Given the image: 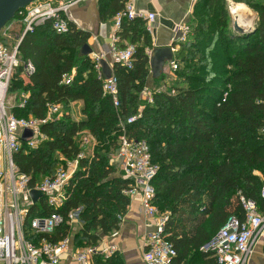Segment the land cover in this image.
Segmentation results:
<instances>
[{
  "label": "trees",
  "instance_id": "obj_1",
  "mask_svg": "<svg viewBox=\"0 0 264 264\" xmlns=\"http://www.w3.org/2000/svg\"><path fill=\"white\" fill-rule=\"evenodd\" d=\"M128 1L99 0L101 20L114 19ZM235 1L256 10L253 31H234L227 0H196L192 32L180 42L174 59L179 68L173 92L154 90L153 102L144 105L141 95L151 75L149 51L154 48L146 19L126 17L122 22L119 46L136 48L133 68L114 64L118 107L104 91L103 77L85 48L89 31L70 21V30L58 33L49 20L25 34L19 52L24 61H32L35 72L24 76L23 67L17 69L9 92L28 97L12 112L43 118L52 104L66 111L41 127L47 138L37 148L25 146L15 154L18 169L31 176L33 186L55 174L65 159L81 154L77 138L83 130L96 138L92 154L81 158L64 205L55 209L41 196L28 213L27 226L33 217L54 211L67 217L82 207L77 246L96 244L118 230L131 203L125 190L132 182L117 174L115 154L124 134L120 122L140 114L125 127L129 136L148 142L158 167L155 203L169 214L166 233L177 250L173 264H197L198 258L203 264H218L203 246L230 218L246 219L241 196L264 212V2ZM65 75L73 76L70 83ZM79 101L83 117L75 119L71 105ZM70 228L65 221L47 237L58 242ZM93 264L124 262L117 251L108 258L96 256Z\"/></svg>",
  "mask_w": 264,
  "mask_h": 264
},
{
  "label": "built area",
  "instance_id": "obj_2",
  "mask_svg": "<svg viewBox=\"0 0 264 264\" xmlns=\"http://www.w3.org/2000/svg\"><path fill=\"white\" fill-rule=\"evenodd\" d=\"M86 0H35L18 12L22 17L19 21L24 27L22 33L11 45L6 42L9 35L0 31V264H93L96 256L108 258L118 251L115 244H105V238L96 244L77 246L74 236L83 226L81 220L82 207L71 210L65 217L54 211L48 216L33 217L28 226L26 218L31 207L36 204L30 196V190L37 188L46 197L48 204L55 209L61 208L68 199V188L80 168L83 151L78 157L65 159L55 174L42 177L33 186L30 185L31 176L22 173L16 166L14 156L25 146L28 149L37 148L47 138L41 127L49 122L52 115L61 117L63 106L50 105L48 113L43 118L34 116L18 117L7 106L9 90L12 79L19 67H23L22 74L29 76L35 72L31 60L24 61L20 55V43L28 32H33L39 25L52 21L58 33L70 30L69 10L72 6ZM232 13L235 0H227ZM233 14V13H232ZM133 19L141 17L148 21V25L156 19L155 12L142 13L136 10L134 0L126 3L125 9L114 18V32L112 34V52L116 61L128 69L134 66L135 45L121 48L118 44L120 31L124 18ZM180 42L187 41L192 32L188 23L178 24ZM151 51H149V54ZM96 68L103 77V88L113 97L116 107L119 102L118 78L114 71L112 76H102L101 60L103 55L94 54L91 57ZM173 72L179 68L176 60L170 62ZM72 75H65V81L70 83ZM143 93H147V88ZM228 92L224 94L227 97ZM28 95L19 104L24 106ZM149 102H153L152 93L148 95ZM225 100V98H224ZM14 106H12L13 108ZM140 117V114L128 118L127 122H120L124 134L119 140V147L115 154L116 161L122 169L123 177L132 180L125 194L133 197L141 193L143 209L149 219L153 230L145 238L146 250L144 258L148 264H173L177 250L168 238L166 225L169 219L168 212H162L155 203L156 190L153 179L158 167L153 164L151 151L145 139H135L127 134L126 124H131ZM25 131H30V136H24ZM264 132V128L262 129ZM264 197V189L262 190ZM242 205L246 211V219L240 220L232 217L220 231L203 246L213 254L218 264H248L250 257L255 252L256 246L264 242V212L260 211L257 204L241 196ZM67 222L70 234L58 242L51 241L47 236L56 231L57 227ZM80 228H76V227Z\"/></svg>",
  "mask_w": 264,
  "mask_h": 264
},
{
  "label": "crops",
  "instance_id": "obj_3",
  "mask_svg": "<svg viewBox=\"0 0 264 264\" xmlns=\"http://www.w3.org/2000/svg\"><path fill=\"white\" fill-rule=\"evenodd\" d=\"M195 2L196 0H134L138 12L156 13L155 21L149 24V29L153 36V49L171 48L172 60L176 59V53L180 49V31L176 29V26L178 24L189 23ZM69 16L79 28L91 33L89 44L92 47V53L90 56L94 57V54L103 55L104 59L102 60L113 71L114 64L117 62L112 52L111 40L114 32V19L101 20L99 0H86L72 6L69 10ZM253 20L251 21L248 18L241 22L247 25L253 23ZM172 60L167 61L164 73H167L169 69L171 74L174 75L170 64ZM174 77L173 80L175 81L176 76ZM168 79L170 78H154L151 72L146 88L149 90V86L159 85L160 82L164 85V83L169 82ZM149 94L150 92L148 91L147 93H143L141 97L143 98ZM78 103L82 102H75L72 105ZM117 174H123L119 164ZM149 222L144 213L142 194L137 193L131 197V203L120 228L110 235L103 236L105 244L117 245L124 264H148L144 258V254L146 250L145 238L147 233L153 230ZM80 227L77 226L76 228ZM195 262L203 264L200 258L196 259ZM192 263L191 261L190 264ZM63 264H69V262L65 260ZM248 264H264V242H260L256 246L255 252L250 257Z\"/></svg>",
  "mask_w": 264,
  "mask_h": 264
},
{
  "label": "rangeland",
  "instance_id": "obj_4",
  "mask_svg": "<svg viewBox=\"0 0 264 264\" xmlns=\"http://www.w3.org/2000/svg\"><path fill=\"white\" fill-rule=\"evenodd\" d=\"M260 2H264V0H259ZM235 3H244L248 9L252 10V12L254 13V20H253V24L256 23V19H257V12L256 10L247 2H237L235 1ZM230 11V9H229ZM230 15L232 17V20L234 22V15L231 13L230 11ZM251 19V17L249 18ZM21 20V17L18 18H14L12 21H10L1 31H3V34H7L9 35V39L6 40L7 43H9V45L13 44L15 42V39L22 33V25L19 22ZM74 23L75 21L73 19H71ZM191 20V18H190ZM189 20V22H190ZM232 22V24H233ZM76 24V23H75ZM189 24V23H188ZM77 25V24H76ZM190 25V24H189ZM78 26V25H77ZM79 27V26H78ZM234 29V28H233ZM173 71V69H171ZM175 76V72L174 75L171 74V71H169L167 73H164V78H170L168 79L169 82L164 83H159V85H154L153 87H148L149 90H147V92L149 91L150 93H153L154 90L156 91H164V92H173L172 87L175 85L176 81L173 80V78ZM150 77V76H149ZM24 97V93H9L8 96V100H7V106L10 109H13L12 106L18 105L21 103L22 99ZM148 95L144 96L142 98L143 100V105L144 103L148 102ZM81 104V105H80ZM82 103H78V104H73L71 105V111H72V115L73 118L78 119V118H82L83 114H82ZM66 111V109H63V113ZM57 114L52 115V118H56L59 119V117H57ZM79 145L82 148V151L85 155L90 156L93 152V149L96 145V138L89 132V130H83L77 138ZM114 156L111 154V158H113ZM116 164L118 165V162L116 161ZM42 192L41 190L37 189V188H32L30 190V196L32 198V200H34V198H36L35 202H39L41 196H42ZM76 227V226H75ZM61 264V263H60Z\"/></svg>",
  "mask_w": 264,
  "mask_h": 264
},
{
  "label": "water",
  "instance_id": "obj_5",
  "mask_svg": "<svg viewBox=\"0 0 264 264\" xmlns=\"http://www.w3.org/2000/svg\"><path fill=\"white\" fill-rule=\"evenodd\" d=\"M35 0H0V31L10 22L16 14L34 2ZM234 31L239 33L250 32L254 29V24L252 26H243L239 23L236 18H234L233 22ZM87 53H92V47L90 44L85 46ZM168 53V54H167ZM172 49H164V48H155L150 53V66L152 76L154 78H159L164 74L165 66L167 61L172 60ZM102 64V72L106 78H110L112 76V70L107 67L106 63L101 60ZM30 131H25L24 136H30ZM36 201V198L33 200Z\"/></svg>",
  "mask_w": 264,
  "mask_h": 264
},
{
  "label": "bare ground",
  "instance_id": "obj_6",
  "mask_svg": "<svg viewBox=\"0 0 264 264\" xmlns=\"http://www.w3.org/2000/svg\"><path fill=\"white\" fill-rule=\"evenodd\" d=\"M232 13L236 20L239 21L243 26H252L253 23L244 25L241 21L244 19H248L251 17V21L254 18V13L252 10L248 9V7L244 3H234L232 6Z\"/></svg>",
  "mask_w": 264,
  "mask_h": 264
}]
</instances>
